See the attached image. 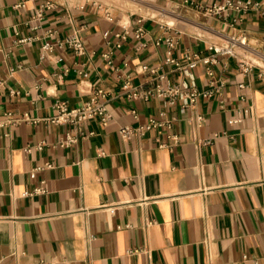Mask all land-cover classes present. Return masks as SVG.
Here are the masks:
<instances>
[{"label": "crops", "instance_id": "1", "mask_svg": "<svg viewBox=\"0 0 264 264\" xmlns=\"http://www.w3.org/2000/svg\"><path fill=\"white\" fill-rule=\"evenodd\" d=\"M46 1L0 0V264H264V0H242L249 8L234 25L185 0H50L37 16ZM166 25L183 63L232 36L249 45L220 56L219 91L193 105L133 98L125 82L147 90L158 81L143 66L165 72L164 83L216 88L203 61L165 63L156 40ZM74 30L84 54L61 43ZM46 41L54 47L43 54ZM243 56L256 63L249 74ZM95 88L108 93V122L79 130L45 120L57 100L79 106ZM161 113L171 122L162 132L119 133ZM67 133L77 139L63 146Z\"/></svg>", "mask_w": 264, "mask_h": 264}, {"label": "built area", "instance_id": "2", "mask_svg": "<svg viewBox=\"0 0 264 264\" xmlns=\"http://www.w3.org/2000/svg\"><path fill=\"white\" fill-rule=\"evenodd\" d=\"M186 4H189L191 7L195 8L199 12L203 13L205 16H215L221 18L224 22L234 25L239 19V14L245 12L249 8V3L243 2L242 0H228L225 2H214L209 5H204L198 2L185 0ZM19 6H24V2L18 4ZM55 3L53 1H46L42 4L37 11V16H42L43 12L46 9L53 8ZM234 13L237 15L234 16ZM169 25H166L165 28V36L163 38H159L156 40L157 43L164 41L167 45V56L165 58V63L173 66L176 69H184L186 67L192 68L197 66L199 61H203L206 66V72L211 77V86L216 88L211 89H199L197 86L193 84H188L185 81L180 82H168L164 83L166 79L165 72H159L157 68H149L147 66H143V71L148 72L152 75H155L158 79L157 83L147 90H142L138 86L132 85L129 81L125 82L122 85V88L125 89L129 96L133 98H142L144 100H149L152 98H163L166 101L173 105L176 104L179 98L184 100V106L193 105L196 103L200 96L210 97L215 92L219 91V87L216 85V81L214 78L215 70L214 65L217 64L220 60V56L229 55L234 57H239V53L237 52V48L239 46H248L246 36L242 37H229L227 43L224 44H212L209 46L211 53L201 57L199 53H186L185 59L186 63H183L179 58L174 56L173 51L176 49L178 40L177 37L172 34L169 30ZM129 31L125 30L122 37L128 34ZM49 35H52V32H49ZM119 35V34H118ZM135 37L139 40H143L146 37V30L143 26H139L135 29ZM30 38H22L20 41L24 42L29 40ZM61 43H66L69 45L76 54H84L86 51V47L83 41L82 36L80 35L78 30H74L70 34L66 36V38L61 41ZM141 46H145L146 43L141 41ZM120 46V43L117 44ZM53 44L50 41H46L43 46V54L50 52L53 50ZM256 67V63L247 58L246 56L239 58V68L245 74H249ZM86 75V74H85ZM260 75L264 77V72L261 71ZM244 83H240V87H244ZM244 99V97H242ZM108 93L102 88H95L92 90L91 96L88 100H86L83 104L75 107L69 106L67 101L57 100L54 104L56 113L52 116H48L45 118L46 121L54 123V124H74L78 126L81 130V125H83L86 121L94 118H99L102 122L106 123L112 118V114L108 109ZM7 121L14 122L19 119L12 118V112H7ZM200 120L203 119V116H198ZM23 119L37 121V119L30 118L25 116ZM21 120V119H20ZM171 127V122L163 118V113L159 116H150L146 121L139 122L137 125H125L119 129V133L124 138H129L133 134L145 135L147 132L151 130H158L162 132L164 129ZM76 136L67 133L66 137L60 141L61 145H70L76 141ZM160 146H165L164 142L159 144ZM43 143H40L36 146H28L26 148L27 152H32L34 149L42 148ZM43 187H38L35 189V192H43ZM1 218V216H0ZM248 257V256H244Z\"/></svg>", "mask_w": 264, "mask_h": 264}, {"label": "rangeland", "instance_id": "3", "mask_svg": "<svg viewBox=\"0 0 264 264\" xmlns=\"http://www.w3.org/2000/svg\"><path fill=\"white\" fill-rule=\"evenodd\" d=\"M107 1H113V0H107ZM115 1L117 3H121V4L126 3L128 5H135L136 7H138V6L142 5L144 2H146L147 0H115Z\"/></svg>", "mask_w": 264, "mask_h": 264}]
</instances>
